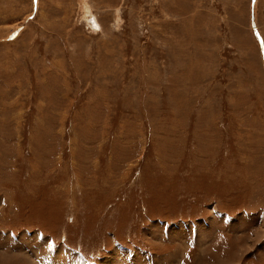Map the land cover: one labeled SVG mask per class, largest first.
Listing matches in <instances>:
<instances>
[{
  "label": "rangeland",
  "instance_id": "rangeland-1",
  "mask_svg": "<svg viewBox=\"0 0 264 264\" xmlns=\"http://www.w3.org/2000/svg\"><path fill=\"white\" fill-rule=\"evenodd\" d=\"M0 264H264V0H0Z\"/></svg>",
  "mask_w": 264,
  "mask_h": 264
}]
</instances>
